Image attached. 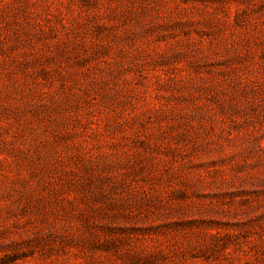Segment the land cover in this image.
Listing matches in <instances>:
<instances>
[{
	"label": "rangeland",
	"instance_id": "1",
	"mask_svg": "<svg viewBox=\"0 0 264 264\" xmlns=\"http://www.w3.org/2000/svg\"><path fill=\"white\" fill-rule=\"evenodd\" d=\"M0 264H264V0H0Z\"/></svg>",
	"mask_w": 264,
	"mask_h": 264
}]
</instances>
